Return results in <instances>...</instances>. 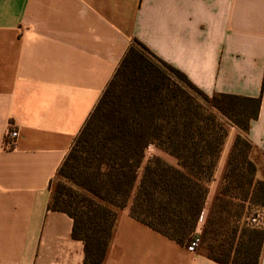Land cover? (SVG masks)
Listing matches in <instances>:
<instances>
[{"label": "crops", "instance_id": "obj_1", "mask_svg": "<svg viewBox=\"0 0 264 264\" xmlns=\"http://www.w3.org/2000/svg\"><path fill=\"white\" fill-rule=\"evenodd\" d=\"M135 40L208 95L261 97L246 138L264 181V0H0V264H84L73 220L49 209L52 184ZM238 133L230 127L204 215ZM105 264L219 263L126 210Z\"/></svg>", "mask_w": 264, "mask_h": 264}, {"label": "trees", "instance_id": "obj_2", "mask_svg": "<svg viewBox=\"0 0 264 264\" xmlns=\"http://www.w3.org/2000/svg\"><path fill=\"white\" fill-rule=\"evenodd\" d=\"M261 97L208 95L135 40L76 136L52 184L49 209L73 220L84 264H105L123 211L180 245L199 232L196 251L219 264H260L264 212L246 138ZM231 126L234 139L215 199L206 211ZM155 148L172 157L170 163Z\"/></svg>", "mask_w": 264, "mask_h": 264}, {"label": "built area", "instance_id": "obj_3", "mask_svg": "<svg viewBox=\"0 0 264 264\" xmlns=\"http://www.w3.org/2000/svg\"><path fill=\"white\" fill-rule=\"evenodd\" d=\"M8 137L11 138V139H13V140L14 139L16 140L17 137H18L17 130L10 131ZM6 147L7 148L14 147V142H12V141L6 142ZM248 221H249V223L251 225L258 226V227H263L264 228V212L261 211V210H258V209L252 210L251 215H250ZM200 242H201V239H200L199 233L197 232V233H195L191 237L190 241L188 242L187 249L190 252H195L197 250V248L199 247Z\"/></svg>", "mask_w": 264, "mask_h": 264}, {"label": "rangeland", "instance_id": "obj_4", "mask_svg": "<svg viewBox=\"0 0 264 264\" xmlns=\"http://www.w3.org/2000/svg\"><path fill=\"white\" fill-rule=\"evenodd\" d=\"M149 155H150V153H149ZM258 210H260V209H258Z\"/></svg>", "mask_w": 264, "mask_h": 264}]
</instances>
